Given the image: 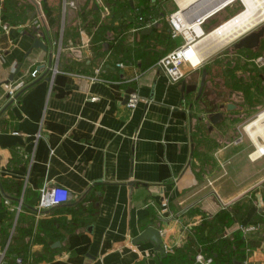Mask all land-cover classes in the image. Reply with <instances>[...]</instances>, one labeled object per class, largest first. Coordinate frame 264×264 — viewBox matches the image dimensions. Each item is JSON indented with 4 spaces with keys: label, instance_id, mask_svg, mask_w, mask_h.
<instances>
[{
    "label": "crops",
    "instance_id": "crops-1",
    "mask_svg": "<svg viewBox=\"0 0 264 264\" xmlns=\"http://www.w3.org/2000/svg\"><path fill=\"white\" fill-rule=\"evenodd\" d=\"M177 1L149 0L155 24L139 33L140 0H0V264H193L204 239L227 253L241 237L248 264L264 263V139L250 123L248 137L237 133L239 117L264 105V68L233 53L238 41H205L234 17L231 3L212 14L221 3L211 0L186 12L192 23L211 14L196 43L204 62L171 83L156 65L184 43L170 35L169 17L186 8ZM50 186L71 198L39 211ZM150 228L165 255L139 240Z\"/></svg>",
    "mask_w": 264,
    "mask_h": 264
},
{
    "label": "built area",
    "instance_id": "built-area-1",
    "mask_svg": "<svg viewBox=\"0 0 264 264\" xmlns=\"http://www.w3.org/2000/svg\"><path fill=\"white\" fill-rule=\"evenodd\" d=\"M67 6L76 7L75 2H67ZM232 5V4H231ZM227 6V5H226ZM225 8V6L223 7ZM216 11H214L212 14H215ZM104 18L110 15V10L108 7L104 6ZM211 15V14H210ZM208 15L207 17L200 19L198 22H196V25L201 26L204 21L210 17ZM187 16L186 12H183V9L173 13L169 19L168 23L171 28L172 38L177 39L179 37H182L184 40V43L177 48L176 50L170 52L168 55L164 56L158 63L157 68L160 69V71L169 79L171 83H179L183 81L188 76V68L194 69L190 62V58L188 56V51L191 48H194L195 43L192 42L191 37L189 36V32L191 31L189 28L185 26L187 22ZM42 20H37L34 25L38 28L41 27ZM154 21H148L145 25V27H152L154 26ZM193 35V34H192ZM119 67H123L122 64L118 65ZM38 71H34L32 73V77L36 78L38 76ZM95 80V79H93ZM24 86V83L18 84L15 87L11 88L9 90V98L15 99L17 92ZM92 100H97L96 98H93ZM141 98L139 94L137 93H131L127 99V107L131 110H134L137 108ZM71 198L70 191L66 188L59 187V186H50L46 187L41 192L40 197V203L38 206V210L42 211L45 209H51L57 206L64 205L69 202ZM257 226H243L241 227V231L244 235H248L250 233L257 231ZM17 262L19 264H22V259H18ZM4 264V263H2ZM195 264H215L214 258L207 256L204 251H200L195 259ZM248 264V261L245 263Z\"/></svg>",
    "mask_w": 264,
    "mask_h": 264
},
{
    "label": "bare ground",
    "instance_id": "bare-ground-1",
    "mask_svg": "<svg viewBox=\"0 0 264 264\" xmlns=\"http://www.w3.org/2000/svg\"><path fill=\"white\" fill-rule=\"evenodd\" d=\"M231 1L232 0H223L219 6L213 9L212 13L216 9H219L220 7H222L223 5H226L227 3ZM240 1L245 6V10L240 15H237L235 18L231 19L230 21L224 23L222 26L217 28L214 34L208 36V40L206 38L205 40L206 42L208 41V43L210 44L211 42H215V40H218L217 44L220 43L219 46L224 45V44H229L231 41L233 42V40L243 35V33L247 32L248 30L252 29L253 27L259 25L261 22L264 21V16L260 20L258 19V17L255 16V13H257L256 12L257 5H259L257 0H240ZM177 2H180V0H178ZM194 2H195L194 0H181L180 3L184 5L183 7H188L190 4ZM194 12L197 13V10H194V9L190 10V13H194ZM205 14L203 15L207 16L210 13H205ZM262 14H264V10ZM196 18H198V15ZM185 26L191 30L190 31L191 33H196L197 36L200 37V35H198V30L201 29L199 25H196V23H192L191 20L187 19ZM190 32L188 34L189 36H190ZM205 41L204 43H206ZM214 44L216 45V43ZM199 48L202 49L203 46L201 45L196 46L195 44L194 48H191L187 53L190 58V62L194 68H198L204 62L203 58L200 55ZM246 131L248 135L257 144H258L259 138L264 139V113L261 114L255 122L248 125L246 127ZM257 146H259V154L264 153V146H261L259 144Z\"/></svg>",
    "mask_w": 264,
    "mask_h": 264
},
{
    "label": "trees",
    "instance_id": "trees-1",
    "mask_svg": "<svg viewBox=\"0 0 264 264\" xmlns=\"http://www.w3.org/2000/svg\"><path fill=\"white\" fill-rule=\"evenodd\" d=\"M14 2L15 1L9 2V3L12 4ZM148 2H149V0H140V5L143 8L141 7L139 9V11L137 12V17H136L137 21L134 22V23H131L132 25L134 24V26H136V25L138 26L137 27V31H139V33H141L143 29H145L144 27H145V25H146V23L148 21H153L149 17L150 14H152L151 13L152 11H151L150 7L148 6ZM29 6L28 7L31 9L32 5L29 4ZM128 7H130V6H128ZM124 20H123V22L129 21L128 19H126L125 21ZM132 25L131 26L128 25V27H132ZM3 26H5L4 23H3V25H0V30L1 31L4 30ZM167 28H168V26H166L164 31H163V33H161L162 35H164V34H166L168 32ZM34 35H36V32L34 33ZM170 35H171V38H172V33L171 32H170ZM159 36H160V34H159ZM159 36H156V37H159ZM144 37L148 38L146 36H144ZM229 218L230 217L227 216L226 212L221 213L220 216H219V219L223 220L224 226L228 225V222L230 220ZM203 241H204V243L202 244L201 250L204 251V253L207 256L213 257L215 264H245L248 261V256L250 255V252L252 250V244L250 242H246L245 239H243L242 237L236 243L233 244V247H234L233 249L234 250H232V251L229 250L227 253H225L226 252L225 250L224 251H220V250H218V248H216V246L220 243V240L213 241L210 238L209 239L206 238ZM18 250H20L21 252H19L17 254H16L15 250L11 252V254H10L11 258L13 257L14 254L17 255V258L21 257V256H22L23 259H27L28 258L26 255H24V253H26V252L23 251L24 250L23 248L18 249ZM201 250H199V251H201ZM25 251H27V250H25ZM199 251L197 253H199ZM196 256H197V254L190 255V260L193 261L192 262L193 264H195ZM170 261L172 263H177L176 257H170Z\"/></svg>",
    "mask_w": 264,
    "mask_h": 264
},
{
    "label": "water",
    "instance_id": "water-1",
    "mask_svg": "<svg viewBox=\"0 0 264 264\" xmlns=\"http://www.w3.org/2000/svg\"><path fill=\"white\" fill-rule=\"evenodd\" d=\"M209 1H211V0H197L194 3L190 4L188 7H186L185 9H183V12H190V10H193L194 8H196V7L200 6V5H203L204 3L209 2ZM220 9H216L215 10L216 11L215 14ZM263 31L264 30H262L260 33H251L249 35H246L245 37H243V39H241V41L239 43H237L235 45L236 49L240 50V49L246 48V47H253L254 45H256L259 42L260 37L263 36ZM150 32H151V30H146L144 32V34L145 33H150ZM33 48H42L45 52H48L49 51V48L46 47L41 42V40H39L37 38L34 39ZM203 89H204V85L201 86L199 94H201V92L203 91ZM132 92H134V91L133 90H130L129 91V93H132ZM228 109H230V106L228 107ZM222 118H223V116L220 113L212 116V119H213V122L214 123L216 122V120H219V119H222ZM139 240H151L152 243L155 245V247L157 248V250L161 254H163V255L166 254V252L162 248V242L163 241H162V238H161V234H160V232L158 230H156L154 228L148 229L147 231H145L142 234V236L139 238Z\"/></svg>",
    "mask_w": 264,
    "mask_h": 264
},
{
    "label": "rangeland",
    "instance_id": "rangeland-1",
    "mask_svg": "<svg viewBox=\"0 0 264 264\" xmlns=\"http://www.w3.org/2000/svg\"><path fill=\"white\" fill-rule=\"evenodd\" d=\"M196 1V0H195ZM260 1V2H259ZM180 2H181V0H180ZM179 2V3H180ZM257 2H258V4L259 5H257V13H255V16L256 17H258V19L260 20V19H262L263 18V16H264V14H262V12H263V10H264V0H257ZM256 2V3H257ZM261 4V5H260ZM180 5L182 6V8H183V4L182 3H180ZM231 10H232V12H233V14H234V17H232L231 19H233V18H235L237 15H240L244 10H245V6L243 5V3L240 1V0H234L233 2H232V5L229 7ZM129 10H127V12L125 13V14H123V16H129L130 14H129ZM195 13V12H194ZM196 14V13H195ZM231 19H229L228 21H230ZM228 21H226V22H228ZM225 22V23H226ZM262 25H264V21L263 22H261L259 25H257V26H255V27H253L252 29H250V30H248L247 32H245V33H243V35H241V36H239L238 38H236L235 40H233V42L234 41H238L240 38H242V36H244V35H246L247 33H249V32H251L252 30H254V29H256V28H258V27H260V26H262ZM193 34V35H192ZM190 36H192L191 37V40H192V42L193 43H198L199 42V37L197 36V34L196 33H191L190 32ZM183 40H182V37H180L179 39H178V41H177V43H180V42H182ZM232 43V41L229 43V44H226L227 46L228 45H230ZM226 45H224V46H226ZM224 46H221V47H224ZM226 46V47H227ZM198 48V47H197ZM225 48V47H224ZM223 48V49H224ZM198 50V49H197ZM222 50V49H221ZM221 79H222V77H221ZM224 80H225V78H224ZM228 81L226 80V83H227ZM259 111H264V105L263 106H258V105H255V108H252V109H250L249 110V112L247 111L245 114H244V116H240L239 117V119L237 120V122L241 125L240 126V129H239V131L237 132L238 133V136H245V137H248L247 136V133L246 132H244V130H242V128L245 126H247L249 123L251 124V122L253 123V122H255L258 118H259V116L261 115V114H263V113H261L259 116H258V112ZM243 117V118H242ZM249 124V125H250ZM207 133H206V131H205V133H204V135H206ZM210 144V143H209ZM211 145V144H210ZM217 148V147H216Z\"/></svg>",
    "mask_w": 264,
    "mask_h": 264
},
{
    "label": "flooded vegetation",
    "instance_id": "flooded-vegetation-1",
    "mask_svg": "<svg viewBox=\"0 0 264 264\" xmlns=\"http://www.w3.org/2000/svg\"><path fill=\"white\" fill-rule=\"evenodd\" d=\"M214 3L216 4H220L222 2V0H212ZM234 0H232L231 2H229L228 4H232ZM262 30H264V25L252 30L251 32L247 33L246 35H249L251 33H260ZM246 35L242 36L241 39H243V37H245ZM240 40H238V42H236L235 44L232 45V51L233 53H237V52H243L246 56V60L248 61H253V62H257V64H260L259 66L264 68V31H263V36L260 37L259 42L254 45L253 47H246V48H242L240 50L236 49L235 45L237 43H239ZM262 79L264 81V73L262 74ZM199 93V91H198ZM203 93V91L201 92V94ZM201 94H199L198 99L200 100L201 98Z\"/></svg>",
    "mask_w": 264,
    "mask_h": 264
}]
</instances>
